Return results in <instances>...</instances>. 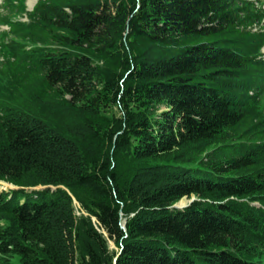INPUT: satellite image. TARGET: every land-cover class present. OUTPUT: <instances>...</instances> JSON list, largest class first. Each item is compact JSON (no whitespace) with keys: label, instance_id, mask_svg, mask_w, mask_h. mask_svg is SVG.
Returning <instances> with one entry per match:
<instances>
[{"label":"trees","instance_id":"16d2710c","mask_svg":"<svg viewBox=\"0 0 264 264\" xmlns=\"http://www.w3.org/2000/svg\"><path fill=\"white\" fill-rule=\"evenodd\" d=\"M1 1L0 264H264V13Z\"/></svg>","mask_w":264,"mask_h":264},{"label":"rangeland","instance_id":"374dc122","mask_svg":"<svg viewBox=\"0 0 264 264\" xmlns=\"http://www.w3.org/2000/svg\"><path fill=\"white\" fill-rule=\"evenodd\" d=\"M252 5H254L255 9H258L259 11L261 10V12L264 13V0H248ZM2 1L0 0V3ZM36 0H25L23 3V12H28L31 8V6L33 5V3H35ZM8 16L10 15L9 12H7V10L5 8H2L0 6V16ZM10 15L9 19L12 20V18L14 20H17L19 22H26V18L24 17L25 15L22 13V14H18V15ZM8 29L0 23V35H3V33H6ZM249 32L251 33H254V32H263L264 31V16L260 19V22H258L257 24H254L252 25L251 27L248 28ZM12 37L9 35H3L2 37H0V42L1 43H6L8 42L9 39H11ZM17 41V40H15ZM0 43V45H1ZM259 53L261 54L262 56V59L264 60V46L261 47V50H259ZM3 58L0 57V61L2 60ZM30 81H31V78L27 81V85L28 86L30 84ZM261 106L264 110V95H263V98L261 99ZM7 186H9L8 184L6 183H3V182H0V190L2 191H6L7 190ZM191 198V197H190ZM183 199L184 201H186L187 199L189 198H181ZM181 202V200H180ZM177 203V202H176ZM254 205V204H252ZM107 246H108V249H112V250H115V248L112 246V244L108 241L107 243Z\"/></svg>","mask_w":264,"mask_h":264},{"label":"water","instance_id":"95a60500","mask_svg":"<svg viewBox=\"0 0 264 264\" xmlns=\"http://www.w3.org/2000/svg\"><path fill=\"white\" fill-rule=\"evenodd\" d=\"M45 188H48L49 190H53V189H55L54 187H39V186H36V187H32V188H25V190L26 191H35V190H44ZM7 189H15L14 187H11V186H7ZM193 200V198L191 197V198H189V199H187L186 201H185V203L184 204H182V205H180V204H178V201H177V203H175L173 206H171L172 208H176V209H180V208H183V207H185V206H188L189 204H190V202ZM91 220H92V218H91ZM120 229L121 230H123V227H122V225H120ZM102 235H104V234H102ZM106 237V235H104V238ZM108 243V242H107ZM113 262V261H112ZM113 264H114V262H113Z\"/></svg>","mask_w":264,"mask_h":264},{"label":"bare ground","instance_id":"6f19581e","mask_svg":"<svg viewBox=\"0 0 264 264\" xmlns=\"http://www.w3.org/2000/svg\"><path fill=\"white\" fill-rule=\"evenodd\" d=\"M184 203H185V201L183 199H181V202L180 201L178 202V204H180V205H182Z\"/></svg>","mask_w":264,"mask_h":264}]
</instances>
